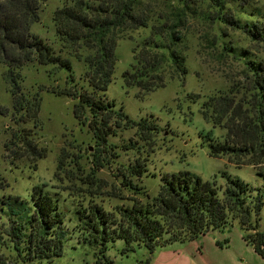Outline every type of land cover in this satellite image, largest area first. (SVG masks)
Listing matches in <instances>:
<instances>
[{"label": "trees", "instance_id": "trees-1", "mask_svg": "<svg viewBox=\"0 0 264 264\" xmlns=\"http://www.w3.org/2000/svg\"><path fill=\"white\" fill-rule=\"evenodd\" d=\"M46 1L0 0V65L5 67L11 119L21 126L33 120L34 128L41 98L36 93L27 99L20 70L33 62L68 72L62 86H51L46 91L74 101L73 117L79 126L87 128L95 143L90 172L76 178L84 187H76L73 182L72 186L81 192L75 210L78 227L99 244L96 264H112L105 254L110 241L122 240L123 251L133 250L136 244L152 253L157 247L195 239L233 221L243 230V240L264 259V232L259 225L264 189L238 179L226 177L221 186L217 185L216 177L203 181L186 171L162 177L157 195L152 198L145 195L144 202L134 196L128 199L129 205H116L107 211L96 201L125 200L123 191L140 194L142 189L136 182L146 171L145 164L123 166L118 170V185L107 189L106 181L95 173L116 158L110 152L112 148H107L108 137L117 130L135 128L140 139L147 141L157 131L151 123L131 120L122 108L116 110L112 101L105 100L104 93L116 64L117 42L130 38L131 32L149 28L141 43L132 47V62L122 73L124 83L142 94L164 87L168 80L183 79L187 73L183 32L189 16L188 1L195 0H162L160 9L156 8V0H65L53 11L52 22L57 41L73 49L72 57L83 62V74L78 80L73 76L70 59L62 57L61 52H56L31 30L39 21L41 4ZM235 1L241 5L249 3L232 0ZM209 2L216 20L232 24L251 41L264 45V23L257 19L261 16L259 9L252 14L255 19H241L226 7V0ZM223 50L219 57L230 56L239 63V81L230 83L226 91L207 97L201 104L202 118L225 132L220 139L207 134L208 155L225 157L235 168L249 166L264 178V60L233 43L225 44ZM29 136L25 129L18 128L11 135V144L17 141L36 160L43 158L46 150L32 144ZM7 150H12L11 145ZM65 162L60 157L56 166L55 177L60 180L58 173L69 172ZM75 165L79 167L76 162ZM74 188L68 190L75 191ZM3 190L0 185V192ZM8 198L0 193V204L9 205L11 210L9 225L0 224V248L11 249L14 257L8 261L0 253V264H35L59 257L65 233L62 215L51 194L44 186L35 187L30 194V205L18 203V208Z\"/></svg>", "mask_w": 264, "mask_h": 264}, {"label": "rangeland", "instance_id": "rangeland-1", "mask_svg": "<svg viewBox=\"0 0 264 264\" xmlns=\"http://www.w3.org/2000/svg\"><path fill=\"white\" fill-rule=\"evenodd\" d=\"M248 1V5H241L237 1L233 3L232 0H226V7L233 9L235 16L241 19H255L252 14L255 9H259L261 16L257 19L264 23V0ZM64 2L47 0L42 3L39 21L32 25L31 30L56 52H61L62 57L70 59L73 76L78 80L83 74V62L72 57L73 49L57 41L52 22L53 11ZM162 2L156 0L157 9L162 7ZM188 4L189 16L183 32L187 46V73L183 79L168 80L164 87L142 94L136 87L124 83L122 73L132 62V47L141 43L148 35L149 28L131 32L130 38L125 37L117 42L116 64L112 80L104 93L105 100L112 101L116 110L122 108L131 120L151 123L157 131L147 141L140 139L135 128L117 130L115 135L108 137L110 146L107 148H112L110 152L116 158L113 163L95 173L106 181L107 189L118 185V170H122L123 166L145 164L146 171L136 182L142 189L140 194L123 191L125 200H96L107 211L116 205H129L130 197L135 196L143 202L146 201L145 195L155 197L162 177L186 171L203 181H212L216 177L217 185L221 186L229 177L251 187L264 189V178L256 175L251 167L235 168L227 163L225 157H209L207 134L220 139L225 132L206 122L200 114L201 104L207 97L224 92L230 83L239 81V63L230 56H218L220 51H224V45L233 43L240 50L263 60L264 45L251 41L232 24L216 20V12L209 0L188 1ZM212 16L214 18L210 19ZM79 51L85 55L84 51ZM4 71L5 67L0 65V111L4 112H0V185L4 188L0 193L9 197L14 208H18V203L30 205V194L38 186H44L45 191L56 200L65 233L62 254L50 261L42 260L35 264H96L99 244L78 227L75 210L81 192L72 186V182L76 183V187L81 186L76 178L90 172L95 143L87 133V128L79 126L74 119V101L46 91L51 86H62L68 72L33 62L20 70L21 86L27 99L36 93L41 98L34 128L33 120L21 126L11 119V99ZM18 128L27 131L32 144L46 150L43 158L36 160L35 155L17 141L11 144V135ZM9 145L11 151L7 150ZM110 152V155L105 153L109 158ZM60 157L65 159V169L69 170L66 174L58 173L61 180L55 177ZM70 188L75 191H69ZM10 211L9 205L0 204V224L4 227L9 225ZM259 225L264 232V199ZM243 234L238 222L233 221L195 239L157 247L152 253L136 244L133 250L123 251L125 244L117 239L108 242L105 254L112 264H264V259L243 240ZM0 253L8 261L13 260L11 249L1 247Z\"/></svg>", "mask_w": 264, "mask_h": 264}]
</instances>
